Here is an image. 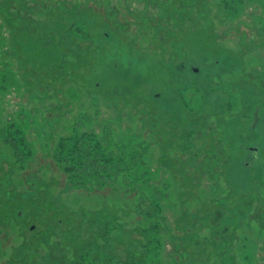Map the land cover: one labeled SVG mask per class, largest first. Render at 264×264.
<instances>
[{"label":"rangeland","instance_id":"374dc122","mask_svg":"<svg viewBox=\"0 0 264 264\" xmlns=\"http://www.w3.org/2000/svg\"><path fill=\"white\" fill-rule=\"evenodd\" d=\"M147 1L151 2L0 0V264H47L48 260L52 261L50 264H56V260L62 264L75 262L93 249L89 243L93 244L96 236L101 237L95 243L99 249L110 245L116 248L112 264H119V261L123 264L127 256L135 252L143 253L144 259H148L147 264H219L216 256L211 255L212 247L209 245H203L205 249L201 247V257L197 256L199 249L194 253L193 244L189 247L192 237L183 242V229L179 227L196 232L198 220L205 212L214 215L217 210H223L219 201L227 195L225 203L228 209L243 215L238 220L231 219L233 216L229 215L231 237L228 242L233 264H264V230H261L264 224V177L261 181L255 180L257 188L254 189L247 183L250 173L238 172L234 180L240 184L241 192L234 194L223 181V176L212 172L201 174L197 177L199 181H192L181 189L185 193L181 201L183 205H180L174 193L182 179L179 172L170 174L172 170L164 167L169 159L172 168L184 166L186 170H192L191 157L201 149L202 133L208 135L207 129L212 127L211 132L213 126L221 124L226 128L237 125L240 132H245L242 139L249 140L245 141L243 158L240 154L235 157L257 166L264 176V0H238L239 12H243L234 22L225 19V13L219 8L223 5L218 0H204L225 61L218 71L211 61L202 59L192 65L185 64V75L193 76L195 81L186 80L178 87L168 71L175 68L174 63L165 62L166 73L160 76L161 81L151 72L145 73L162 65L165 53L173 48L169 43L171 38H167L164 31L156 35L155 29L151 28L157 21L150 17H159L162 11L158 7H148ZM174 3L179 7L183 0H175ZM77 4L92 8L103 18L91 10L87 11L85 18L95 23L89 30L82 17L75 19L71 26L69 16H65L64 22L62 18L58 19L60 16H54ZM105 10L115 14L112 17L118 25L110 23L104 29L100 26L99 22L105 20L104 17L111 19ZM147 17L149 21H146ZM57 19L59 26H65L62 41H59L65 45L66 60L74 62V57L69 56L72 50H76L69 46L72 40L83 51L92 53L90 59L94 63L99 61L98 66L93 64L91 67L97 70L100 84L106 85L101 91L83 88L84 80L77 84L57 81L53 88L44 83L52 81V78L45 75L39 81L36 75L27 73L32 72V62L26 64V71L23 70L21 57L24 48L20 44L27 43L29 38L34 40L38 23L46 24ZM143 23L146 24L142 28ZM102 29H108L114 39L110 47L102 43L104 48H110L112 55L100 63L102 48L97 44V38L92 36ZM51 41L52 38L47 37L45 43L52 44ZM31 44L30 41L29 49ZM159 44H163L165 51ZM135 45L147 53V58L135 66L141 84L133 99L131 93L126 95L110 90L112 84L122 82L123 77L118 76L116 68L122 70L133 60L137 50ZM196 66L201 67V74L199 69L197 73L190 72ZM87 69L82 68L81 72L89 78L94 73ZM25 76L27 81L23 79ZM221 79H224L223 83ZM37 87L42 91L39 92ZM149 92L160 97V103L154 102L156 106L165 109L169 105L165 109L168 116L175 111L178 122L180 118L185 119L186 127L177 128L175 138L168 136L166 131H158L157 125H162L163 119L156 117L154 110L157 107L147 100ZM251 96L255 98L253 104L248 102ZM209 99L218 104L213 108L220 115L218 120L210 108L198 111ZM141 101L149 105V113L146 112L148 106ZM173 102L176 110L170 106ZM229 114L231 117L235 115L236 119L230 120L233 123L228 125L224 120L229 119ZM217 130L219 132V128ZM76 131L93 135L100 141L104 152L114 149L107 146L110 141H121L126 147L130 146L131 151L144 152V165L148 169L145 177L133 175L134 183L123 186L119 175L115 189L112 185L94 193L65 190L66 176L57 168L52 152L44 149V144L54 137H66ZM106 131H110V136ZM214 135L211 134L213 138L217 137ZM115 153L118 154L117 151ZM152 170L154 173L151 174ZM241 196L243 199L238 204L237 197L240 199ZM203 203H206L205 210L199 208ZM104 204L111 207L106 211L111 219L118 217V228L108 226L109 243L103 247V233H92L88 222L92 212ZM8 209L12 212L9 217ZM226 214L227 211L222 216ZM223 217L219 223L225 219ZM143 230H148L146 236L142 234ZM203 234L208 236L207 231ZM185 248L193 255L184 254ZM93 258L92 254L89 259ZM204 259L207 262H203ZM89 262L84 264H95Z\"/></svg>","mask_w":264,"mask_h":264},{"label":"trees","instance_id":"16d2710c","mask_svg":"<svg viewBox=\"0 0 264 264\" xmlns=\"http://www.w3.org/2000/svg\"><path fill=\"white\" fill-rule=\"evenodd\" d=\"M151 0V2H146L148 7L152 8H160L161 13L158 16H152L150 19L154 18L153 27L152 29H155L156 35L160 31H164L167 38H171L169 40V43L173 46L171 51L166 52L164 55V61L162 67H155L150 71H145L146 74L148 72L153 75L156 79L161 81L160 76L162 74L165 76L166 68H164L165 62L167 63H174L173 66L175 68L168 69L169 73H172V80L173 83L178 87V84H185L186 80L192 81L193 76L185 75L186 73V66L185 64L190 63L191 65L194 62L200 61L201 59L203 61H211L215 67V71H218L219 69H222L221 65L225 59L223 58V53H221V45L218 43L217 40H219V36L215 34V27L214 24L211 23L209 20L210 15L208 14V6L203 3L204 0H183V4L179 5V7L175 6V0ZM223 6H219L225 13V19L229 20L230 22H234L235 19H237V16L241 15L243 10L239 12L241 9V6L239 5L238 0H218ZM168 2V3H167ZM233 2H237L234 3ZM175 6V7H174ZM200 6V7H199ZM210 7V4H209ZM216 7V6H215ZM88 7L86 5H73L70 9L62 10L60 14H54V16H60L58 19L64 22L66 20L65 16H69V20L71 21L70 25L72 26L75 19H78L79 17H82L84 22H86V25L88 29L90 27H93L95 23L90 19H86L85 15L86 12L91 10L93 14L97 15L100 18H103L102 14L97 13L96 11H93L91 9H87ZM171 8V9H170ZM109 10H105V14L110 17V20H107L105 17V20H101L99 23L100 26L104 29L105 27L108 28L110 23L116 24L117 20H113L112 16H115V14H111V12H107ZM210 11V9H209ZM239 13V14H238ZM222 14V13H221ZM224 17V15L222 14ZM51 18V16L49 15ZM74 17V19H73ZM197 17V20L196 18ZM200 17V18H198ZM149 17L146 18V21H149ZM57 21H47L46 24L38 23V30L36 31V36L33 40V38H29L28 42L22 45L23 49V56L21 57V63L23 65V70L26 71V64L29 62H32L33 66L31 67L29 74L36 75L37 80L41 81L40 79H43L46 75L48 78H52V81L50 82H44L46 84H49L50 86H53L56 84L57 81H60L62 83H79L80 80H84L85 86L83 88H86L88 91L94 92V90L101 91L105 88L106 85L100 84V77L97 74V70H95L91 65L96 64L95 66H98L97 64L99 61L96 60L94 63V60L90 59V55H92L91 52L83 51L79 45H75V43L71 40L69 46L75 47V51L72 50L69 54V56L74 57V62H69L66 60L68 54H66L64 50V46L62 42L59 41L63 37V31H65V26H59V20ZM73 19V20H72ZM145 19V18H144ZM112 21H115L114 23ZM237 21V20H236ZM187 22H190V24L186 25ZM146 23L142 24V28L145 27ZM42 25V26H41ZM120 26H122L120 24ZM149 26V24L147 25ZM181 26V28H180ZM178 28V29H176ZM264 28V27H263ZM41 29H43V36H41ZM100 32H97L95 35L90 36L97 38V44L102 45V43H107L110 47L112 46V35L109 33V30L106 31L103 30ZM90 30V29H89ZM70 31V30H69ZM99 33V34H98ZM113 35H116L113 33ZM247 36V34H246ZM47 37L52 38L53 42L45 43V40ZM116 38V36H115ZM114 39V38H113ZM152 39H156L155 36H152ZM161 40V38H159ZM32 42L29 49V42ZM43 44H46V46H43ZM161 45V49L165 51V48L163 44ZM117 46V44H116ZM220 47V48H219ZM102 51L99 54L102 58H100V63L102 60H105L106 58H109L110 55H112L110 48H104L101 46ZM135 48V56L133 57V60H130V63L128 66H126L124 69L116 68V71L119 77H123L121 83H115L111 85V91H121L122 93L128 95L131 93V96L133 99L137 96V89L138 86L141 84V81H139V77L137 74V69L135 68L136 65H138V61L145 60L147 58L146 52H141L142 50L138 49V47ZM83 51V52H82ZM88 57V58H85ZM26 58V63H25ZM99 58V57H97ZM109 60V59H106ZM179 60L180 64H179ZM236 61V60H235ZM88 68V72L94 73L91 77H87L81 72V69ZM196 69H199L200 73H202V69L200 66L194 67ZM191 69V73L194 72L193 69ZM149 69V68H147ZM185 69V70H184ZM188 70V68H187ZM159 72V73H158ZM26 72H24L25 74ZM196 73V72H194ZM223 74V72H222ZM27 75V74H25ZM216 77V76H214ZM192 78V79H191ZM26 80L25 78H23ZM47 80V79H46ZM126 80V82H125ZM27 81V80H26ZM132 81V84L129 82ZM195 81V79L193 80ZM224 79H221V83H223ZM41 83V82H39ZM162 83V82H161ZM39 86V84H38ZM54 88V86H53ZM36 89L39 90V92L42 91L41 88L37 87ZM136 89V92H134ZM175 89V88H174ZM134 94L136 96H134ZM109 94H107L108 96ZM247 96V94H246ZM251 100L248 102L250 104L255 103V98L250 97ZM148 101H150L154 107H157L156 110V117L163 119V124L157 125L159 127L158 131H166L168 136L176 137L175 130L177 128H185V119L180 118V121L178 122L177 115L175 114V111L171 113L170 116L166 114L165 109L169 108V105L165 106L164 108H161L159 105H155V103H160V97L157 98L153 96L152 93H148ZM205 100V99H204ZM210 102V103H209ZM144 104L145 102H142ZM147 107V113H149L150 107L146 103L144 104ZM183 105V104H181ZM209 105V106H208ZM228 105V104H227ZM173 109L176 107V105H170ZM218 107L217 102H214L209 99V101H204L199 112H202L203 109H211V112L213 115H216V120L218 118L220 119V115L216 114L213 108ZM149 108V109H148ZM222 109V108H220ZM176 110V109H174ZM193 111V110H191ZM197 112V111H196ZM178 113V111H176ZM174 115V116H173ZM176 115V116H175ZM209 115L210 111H209ZM219 116V117H218ZM229 119L224 120L226 124H232L230 120H235L236 117L233 115V117L228 116ZM45 120V119H44ZM182 121V122H181ZM222 121V120H221ZM218 122V121H217ZM225 124V123H224ZM225 124V125H226ZM211 127V126H209ZM239 126H229L225 127L223 124L221 126H213V129L210 132L209 128L207 129L208 135L202 133V146L201 149L191 157V167H193L192 170H186L184 166L181 168L173 167L170 165L169 159L165 161L164 167L168 169V171L172 170L170 174L174 172H179V175L182 179L179 184V189L176 190V193H174L175 199L178 198V201L180 205H183L181 203L182 196L185 193L184 190H181L183 188L188 187L189 184H192V181H199L197 177L201 174H207L209 172H212L213 174H217L220 176H223V181L226 185H229L230 191H232L234 194L235 192H241L240 191V184L235 182V177H238L239 173H250L251 178L247 179V183H249L248 186L251 188L256 189V181H261L263 179V173H261L259 168L257 166L250 165L248 162H242L244 149L246 147L245 141L249 140V138L243 140V133L240 132L238 129ZM219 128V132H217ZM107 136H110V131H106ZM105 133V134H106ZM211 134H215L214 137L211 136ZM57 136V135H55ZM94 136L83 131H76L73 134L66 136V137H56L52 138L48 144H44V149H48V151H51L52 155L54 156V160L57 164V168L66 176V186L65 190L69 191H81L86 193H94L95 191L102 190L106 187H111L113 185V188L115 189L116 186V180L118 181L119 175H121V180L124 184H121L123 186L132 185L135 181L133 179L134 176H142L145 177V174L147 172V166H145V160H144V152H138L136 150H130L126 147V144L119 142L110 141L108 143V147H112L114 149L109 150L108 152L103 151V147L100 143V141L95 140L93 138ZM210 137L212 139H210ZM209 138V140L207 139ZM224 139V141H223ZM224 142V145H223ZM51 144H53L51 146ZM128 148V149H127ZM115 151L118 152L115 153ZM236 154H240L242 158L239 156L235 157ZM200 159V160H198ZM159 162V159H158ZM161 164V163H159ZM208 171V172H207ZM151 174L154 173L153 170L150 172ZM157 173V171L155 172ZM129 177V179H128ZM152 177V176H151ZM173 178V176L171 175ZM142 180V179H140ZM197 183V182H196ZM194 185V184H193ZM198 185V183L196 184ZM256 186V187H255ZM163 194V193H162ZM231 195V194H230ZM164 197V194H163ZM228 195L220 199L219 203L220 206H223V210H217L214 215L210 212H205L202 216L201 220H198L197 230L196 232H193L191 229H186L183 227H179V229H183V236L182 241L186 243L187 240H189L192 237V242L190 243L189 247L193 244V251L196 252L197 249H199L200 252H196L197 256L199 255L201 257V251L202 248L205 249L203 245H209L212 247L211 255L216 256V259L219 264H233L234 259L231 253L229 240L231 236H229V221L231 219L238 220L240 216V213L237 211H233L232 209H228L229 206L226 204ZM238 204L241 203L242 196L237 197ZM226 202V203H225ZM106 205V206H104ZM102 207H98L96 210L92 212L93 216H89V226L90 231L96 235L98 233H103V236L105 237L103 247L109 243V233L106 232V229L108 226L113 227L114 229L118 228V225L116 224V219L118 217H115L111 219L107 214L106 211L111 210V207L108 204H104ZM179 207L181 208V206ZM206 203H203L200 205V209L205 210ZM228 206V207H226ZM240 206V205H238ZM21 208V207H20ZM199 209V210H200ZM228 209V210H227ZM227 211V214L225 217L222 215L224 212ZM7 216L9 217L12 212L11 210L6 211ZM264 214V213H263ZM117 215V214H116ZM198 215V214H197ZM221 216L225 219L222 220L221 223L211 224L212 222V216L214 218ZM229 215H232L231 218ZM231 218V219H230ZM91 220V221H90ZM258 220L262 223L261 219L258 218ZM238 224V223H237ZM262 225V224H261ZM261 230H264V224L261 227ZM207 231L208 236H205L206 234H203V232ZM181 232V233H182ZM142 233V232H141ZM143 235L146 236L148 234V230H143ZM98 239L101 237L96 236ZM193 237L195 238L193 240ZM97 238H95V241L89 243L90 245H93V249H89L84 256H81L80 258H77L75 262L73 260L70 263L67 264H84L85 261H90L89 263L94 262L95 264L101 263V264H110L114 261V256L112 255L115 253V247L113 245H110L108 248L99 249V245H96ZM206 243V244H205ZM143 247V246H141ZM146 245H144V248ZM185 251V252H184ZM94 252H97L96 255ZM184 254H190L186 251V248L183 250ZM93 254L94 258L89 259V257ZM183 254V255H184ZM86 257V260L83 259ZM203 258V257H202ZM205 260V259H204ZM148 259H144L143 253H132L131 255L127 256V261L124 262L125 264H147ZM203 261V260H202ZM201 261V262H202ZM52 261L48 260L47 264H50ZM56 264H62L59 261L56 260ZM115 262V261H114ZM203 262H207V259ZM122 262L119 261V264ZM123 263V264H124ZM112 264V263H111Z\"/></svg>","mask_w":264,"mask_h":264},{"label":"flooded vegetation","instance_id":"af4514ba","mask_svg":"<svg viewBox=\"0 0 264 264\" xmlns=\"http://www.w3.org/2000/svg\"><path fill=\"white\" fill-rule=\"evenodd\" d=\"M221 219V216H219L218 215V217H216V218H214V216H212V222H211V224H216V223H218L219 222V220Z\"/></svg>","mask_w":264,"mask_h":264},{"label":"water","instance_id":"95a60500","mask_svg":"<svg viewBox=\"0 0 264 264\" xmlns=\"http://www.w3.org/2000/svg\"><path fill=\"white\" fill-rule=\"evenodd\" d=\"M193 71L197 73L198 72V69L194 68ZM263 167H264V165H263Z\"/></svg>","mask_w":264,"mask_h":264}]
</instances>
